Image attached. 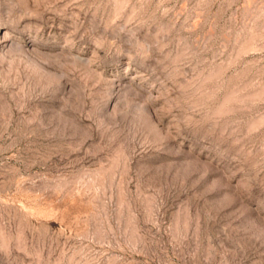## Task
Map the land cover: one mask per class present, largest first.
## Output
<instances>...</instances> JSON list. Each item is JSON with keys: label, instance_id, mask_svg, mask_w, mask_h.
Masks as SVG:
<instances>
[{"label": "rangeland", "instance_id": "1", "mask_svg": "<svg viewBox=\"0 0 264 264\" xmlns=\"http://www.w3.org/2000/svg\"><path fill=\"white\" fill-rule=\"evenodd\" d=\"M0 264H264V0H0Z\"/></svg>", "mask_w": 264, "mask_h": 264}]
</instances>
